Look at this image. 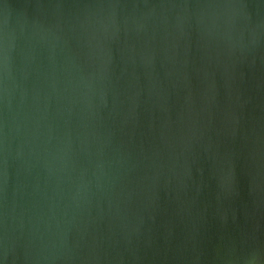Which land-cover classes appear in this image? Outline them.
Instances as JSON below:
<instances>
[{
    "label": "bare ground",
    "instance_id": "bare-ground-1",
    "mask_svg": "<svg viewBox=\"0 0 264 264\" xmlns=\"http://www.w3.org/2000/svg\"><path fill=\"white\" fill-rule=\"evenodd\" d=\"M189 1L19 0L18 4L14 3L11 16L0 23V166L5 167L7 179H12L9 160H16L18 165L20 159L22 166L16 167L15 177L20 180L24 173L27 178L24 184L14 183L7 192L0 181V228L10 236L15 235L20 225L27 224L31 217L32 227L41 237L37 236L41 247L49 253L50 264H66L69 256L77 257V264H115L116 258L113 263L109 257L112 254L107 253L114 244L120 249L127 248L134 264H139L140 252L157 248L162 211L160 223L176 234L178 226L184 224L185 206L170 193V188L175 183L179 191L182 189L179 183L183 172L188 181L197 177L191 170L176 169L174 158L190 138L195 147L204 144V135L199 130L194 133V122L157 77L144 76L146 80H141L139 72L142 73V69L147 72L141 67L148 60L159 62V66L170 64L157 70L153 65L162 77L166 71L194 72L210 54L222 59L230 50L237 51L235 45L215 42L220 31L213 17L201 10L193 17L187 8ZM122 6L129 12L122 13ZM243 8L232 9H248ZM232 14L226 16L229 25L237 21L234 20L237 16H242L237 14L233 18ZM193 20H201L203 24L195 25ZM239 36L242 35L237 38ZM249 38L245 41L253 37ZM238 42L241 48L243 41ZM212 46L215 50L210 52ZM252 48L240 49L236 54L251 63L257 62ZM93 54L99 57L93 56V60H97L93 65L76 70L78 57L86 55L89 59ZM105 70H111L106 73L109 79H114L98 86L99 73L104 74ZM148 74L152 73L149 71L146 76ZM176 90L179 89L176 87ZM86 92L90 94L88 101L84 98ZM164 97L168 104L159 101ZM10 132H13L14 145ZM11 146L14 150L8 155ZM36 175L43 185L49 184L54 193V198L51 195L54 204L48 206L51 207L48 216H36L25 201L26 191ZM74 188H80L82 193L75 195ZM139 213L152 215V232L147 240L140 236L136 219ZM177 244L179 247L173 248L185 247ZM172 255L175 260L176 256L180 257V251L174 249ZM176 261L172 260L171 264ZM152 264L159 263L156 260Z\"/></svg>",
    "mask_w": 264,
    "mask_h": 264
},
{
    "label": "rangeland",
    "instance_id": "rangeland-1",
    "mask_svg": "<svg viewBox=\"0 0 264 264\" xmlns=\"http://www.w3.org/2000/svg\"><path fill=\"white\" fill-rule=\"evenodd\" d=\"M11 1L18 4L19 0ZM248 1L250 3L247 2V0H241V2L239 0H223L225 3L222 2L220 4L219 2V5L215 0H194L192 2L190 0L187 4L189 14L193 17H196V13L200 10L204 12V14L210 15L211 18L213 17L212 19L220 31V38L218 37L215 39L217 40L215 42L223 45H235L234 47L237 49V51L234 50L232 52L230 50L229 52L231 53L228 52L229 55H233H230L231 59H229V55L226 58L223 57L222 60L215 55L214 56L216 58L213 54H210L207 56L209 59L205 58L202 60L204 65L202 64V66L194 72L185 70L183 73L177 74L172 73L173 71H166V73L163 74V77L161 76V73H157V71L155 72V69L163 67L164 65L165 67H169L170 64L166 62L167 64L161 63V66H159L157 64L159 62L155 63L154 61L153 63V60H148L149 63L147 61L146 64L141 67V69H146L147 72H144L142 69V73L141 70L139 72L141 77L138 74L141 80H146L145 77L148 79L154 76L157 77L161 85L163 84L162 87L167 89L168 92L171 91L173 99H176V104L179 105V108L183 106L184 108L181 109H185L184 111L187 112L189 119L194 122V133L201 131V135H204V144L207 146L206 147L202 144L199 147H195L193 146L194 144L190 138L186 144L178 149L176 157L174 158V163L177 167L176 169H180L181 172L191 170V172L193 171V176L196 175L195 177H197L188 181L184 178L183 172L180 176L182 180L179 183V187L182 188L181 190H183L184 193L176 188L177 184L175 187V183L171 186L173 189L170 188V193L175 194L177 200L178 198L179 200L181 199L180 202L185 206V213L183 212L184 224L178 226L179 230L177 235L176 232L170 230L166 226L168 228L167 229L162 224L163 222L160 223L163 221L162 211L161 217L159 218L160 222H158V229L161 237L157 248H149L140 252L137 255V261L139 264H152V262L156 260L159 264H171L172 260H177L174 264H264V37H261L264 36V12L262 13V10H264V0ZM235 2L237 3L235 4ZM242 2L245 4V8H248V11L243 10L244 6L239 7V5L243 4ZM237 4L239 5L236 6ZM122 7L123 8H120L122 13L129 12V9L126 6ZM234 7L237 9L242 7L243 9L241 11H236L237 9H232ZM145 8L146 6L143 7V9ZM143 9L141 11H143ZM203 9L205 10L203 11ZM243 11L245 14L242 13ZM238 12H240V14ZM228 14H232L233 18H235L234 16H237V14L242 15L241 17L243 18L237 16L238 18L236 17L234 19H237V21H234L231 25H229L226 22V16ZM252 17H257V19H253ZM193 22L195 25H197L196 23H198V25L203 24L201 20H193ZM230 26L231 28H229ZM254 26H256V28ZM238 31L242 36L237 38V36L240 35ZM249 32L252 33L250 34ZM235 33L237 36H235ZM244 35L253 38L252 40H249V42H246L245 38H247L248 41V37H245ZM255 37L256 39L254 40ZM237 39L243 41L241 42V48H238L239 42ZM257 39H259L258 42ZM248 46L249 48L254 47L252 50L256 54L255 58L257 57V62L251 63V61L247 59L239 58L236 54L240 49H249ZM213 47L214 46L211 47L210 52L215 50ZM224 49H226V47ZM94 55L95 54L89 55V59L86 58V55L78 57L76 59L77 64L75 63L76 70L81 71L89 67V65H93L94 62L97 61L93 60L94 57L95 59H99L98 56ZM259 56L262 57L260 58ZM212 59L214 61H212ZM234 61H236V63ZM85 63L87 64L85 65ZM110 71L111 70H105L104 74H102L103 72L99 73L98 82L100 81V84L97 83L98 86L103 83H107L112 78L114 79V77L109 79V75L107 73H110ZM149 71L152 74H148L149 76H146ZM190 73L193 74L192 78ZM143 77L144 79H142ZM177 77L179 80L176 79ZM183 77L187 79H183ZM173 78L176 79V82ZM176 87L179 90H176ZM89 92L90 90H88V93ZM88 93H84L86 101L89 100L88 96L90 94L87 95ZM183 94H185V96H183ZM205 96L206 98H204ZM181 99L184 101L182 100L181 102ZM166 100L167 99L165 97L163 99L159 98L161 103H164ZM166 103L168 104L169 102L166 101ZM0 132L2 131L0 130ZM12 134L13 132H10L9 137L10 139L13 138L12 144L14 145L16 142H14L15 140ZM211 143L213 146H211ZM11 147L12 148L7 150L8 155H11L14 150L13 146ZM42 152L44 153L43 150ZM9 161L10 163L8 168L12 174V179H7L5 176V167L0 166V181L3 183L4 192H7L10 188H12L14 183L20 182L21 184H24L26 182L25 180H27V178L24 177V173L22 174L23 177H21L22 179L20 180L15 177L17 172L16 167L18 165L22 166L21 160H17L19 163L18 165L15 164L16 160L10 159ZM200 162L203 166L200 165ZM23 166L24 170L27 171L26 165L24 164ZM195 166L199 169L197 170ZM202 170L206 171L203 172ZM194 172L198 174H195ZM202 172L203 174L205 173V175L201 174ZM62 173L64 174L63 171ZM200 174L203 175V177L200 176ZM36 176H34L35 178L33 177V182L29 184L30 189L26 191L24 196L25 201H27L33 208L36 216H48L50 208L54 204V193L52 194L53 191L51 190L49 184L45 183L43 185L42 181L39 179V175L37 176L38 178H36ZM59 177L61 178V175ZM183 178L185 180H183ZM81 193L80 188H74L75 195H80ZM179 193L180 195H178ZM46 194L48 195L46 196ZM50 197L52 199H50ZM46 199H49L50 201ZM27 220L28 223L20 225V230L12 236L8 235L4 231L2 232V228H0V264H50V261L48 260L49 253L47 254L46 248L41 247L39 242V238L41 239V237H39V235L36 234V231H34L31 217H28ZM28 228L31 229L29 230ZM167 231L170 232L168 233ZM179 235L181 236L179 237ZM181 240L182 242H180ZM176 242L180 243V245L183 244L185 247L173 248L178 246ZM117 246L118 244H114L112 248H108L107 250L108 255L112 254L109 257L112 258L113 263H115L114 259L116 258L115 260L117 262L115 264H134L133 257H129L130 254L128 249H120L117 248ZM174 249L180 251V257L176 256L175 260L172 255ZM152 250L154 251L149 252ZM168 250L170 251L169 253ZM167 254H169L170 257H168L169 255L166 256ZM165 257L166 259L168 258L167 261ZM69 258L66 264H77V257L74 256L72 259L71 256H69ZM184 259H186L185 262ZM142 260H145L146 263L145 261L142 262Z\"/></svg>",
    "mask_w": 264,
    "mask_h": 264
},
{
    "label": "water",
    "instance_id": "water-1",
    "mask_svg": "<svg viewBox=\"0 0 264 264\" xmlns=\"http://www.w3.org/2000/svg\"><path fill=\"white\" fill-rule=\"evenodd\" d=\"M25 1V0H20ZM11 0H0V23L11 16V9L14 6ZM22 3V2H21ZM24 3V2H23ZM139 224L140 236L143 240H147L152 232V215L151 213H139L136 215Z\"/></svg>",
    "mask_w": 264,
    "mask_h": 264
}]
</instances>
